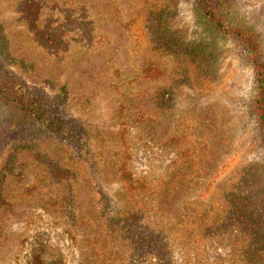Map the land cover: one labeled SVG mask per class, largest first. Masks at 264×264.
<instances>
[{
	"label": "rangeland",
	"instance_id": "rangeland-1",
	"mask_svg": "<svg viewBox=\"0 0 264 264\" xmlns=\"http://www.w3.org/2000/svg\"><path fill=\"white\" fill-rule=\"evenodd\" d=\"M236 1L256 19L264 64V0ZM197 8L0 0L11 70L85 141L17 137L0 109V264H264L257 72ZM126 175L158 195L127 194ZM99 190L120 203L113 218Z\"/></svg>",
	"mask_w": 264,
	"mask_h": 264
},
{
	"label": "trees",
	"instance_id": "trees-1",
	"mask_svg": "<svg viewBox=\"0 0 264 264\" xmlns=\"http://www.w3.org/2000/svg\"><path fill=\"white\" fill-rule=\"evenodd\" d=\"M194 2L199 7L197 12L200 16L196 20L199 24L203 22L210 28L213 27L225 35L238 39L248 49L257 72V98L253 100L254 116L264 123V64L260 61L263 45L260 33L257 31L256 19L239 7L236 0H194ZM32 12L35 10L31 11V14ZM37 13L36 11L35 14ZM207 29L206 32H208ZM50 39L58 40L53 33H50ZM0 44L2 49L0 54V109L7 132L27 139L65 142L76 149H80L78 146L81 145L82 149L85 141L80 140L77 126L63 118L59 107L52 103L41 89L28 85L14 70H11L15 60L7 53L5 54L7 41L1 23ZM166 100L168 96L162 95V101ZM121 178L127 194L149 195V200L155 199L158 195L151 191L152 187L146 178H133L130 175ZM99 194L104 215H107L109 219L113 218L114 214L119 212L120 203L106 192L99 190ZM149 203L150 207L156 206L154 200Z\"/></svg>",
	"mask_w": 264,
	"mask_h": 264
}]
</instances>
